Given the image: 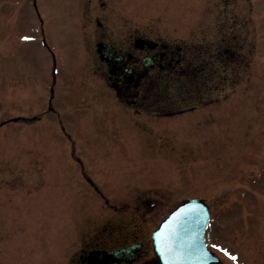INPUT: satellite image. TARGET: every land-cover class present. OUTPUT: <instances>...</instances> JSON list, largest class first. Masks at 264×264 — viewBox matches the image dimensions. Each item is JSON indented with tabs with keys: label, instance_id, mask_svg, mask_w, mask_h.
Returning <instances> with one entry per match:
<instances>
[{
	"label": "rangeland",
	"instance_id": "374dc122",
	"mask_svg": "<svg viewBox=\"0 0 264 264\" xmlns=\"http://www.w3.org/2000/svg\"><path fill=\"white\" fill-rule=\"evenodd\" d=\"M122 2L110 27H157L187 48L178 76L153 90L167 112L186 111L95 124L110 94L94 19L71 0H0V264H75L135 236L147 245L149 214L188 198L210 206L218 264H264V0Z\"/></svg>",
	"mask_w": 264,
	"mask_h": 264
},
{
	"label": "flooded vegetation",
	"instance_id": "af4514ba",
	"mask_svg": "<svg viewBox=\"0 0 264 264\" xmlns=\"http://www.w3.org/2000/svg\"><path fill=\"white\" fill-rule=\"evenodd\" d=\"M119 1L126 0H71L76 14H81L85 18L90 15L89 19H94L96 28L93 30V33H96L94 47L98 66L96 72L106 89L105 93L110 94L98 97L97 104L103 112L97 115L94 123L124 127L131 120L130 116L144 118L145 115H150L163 118L186 111L180 109L167 112L165 99L159 96L160 94L154 95L153 90L160 89V84L166 77L178 76L186 61L187 48L180 43L165 42L164 32L157 27L150 26L144 31L127 28L117 31L115 27H110L109 20L116 14ZM42 43L47 45L45 39ZM52 97L51 95L49 98L48 113L54 111ZM193 108L195 106L191 109ZM22 119L19 117L18 120ZM5 122L7 121L2 123ZM61 129L65 132L64 127ZM73 152L74 149L71 150V157ZM77 162L83 165L82 160L78 159ZM84 179L94 187L96 195H103L89 177ZM151 206L153 210L156 209L154 203ZM148 212L146 210L143 213ZM170 212L171 209L164 216L161 213L157 215L148 213L155 227L150 233V243L147 245L137 236L131 237L132 240L125 239L117 245L108 246L101 242L102 245L84 249L75 264H162L153 247L152 233ZM125 248H129L126 253L120 255L111 253Z\"/></svg>",
	"mask_w": 264,
	"mask_h": 264
},
{
	"label": "water",
	"instance_id": "95a60500",
	"mask_svg": "<svg viewBox=\"0 0 264 264\" xmlns=\"http://www.w3.org/2000/svg\"><path fill=\"white\" fill-rule=\"evenodd\" d=\"M185 213H188L186 218ZM209 220V208L201 200H189L176 208L153 233L155 250L162 263L209 264L211 261H217L218 258L207 248L206 232ZM177 224L179 227L176 229V235L166 240L165 236L169 229L176 227ZM128 249L111 253L120 255L126 253Z\"/></svg>",
	"mask_w": 264,
	"mask_h": 264
},
{
	"label": "snow or ice",
	"instance_id": "6c2138e0",
	"mask_svg": "<svg viewBox=\"0 0 264 264\" xmlns=\"http://www.w3.org/2000/svg\"><path fill=\"white\" fill-rule=\"evenodd\" d=\"M27 39V38H25ZM188 216V213L184 214V217L186 218ZM179 219V218H178ZM167 227V226H166ZM179 227V224L176 225V227H172L169 229V233L165 236V239L167 240L168 238H170V236L176 235V229ZM157 239L159 240L160 237L158 236ZM213 247L215 248L216 246L213 245ZM224 251V250H221ZM224 255L227 256L229 259H231L232 261H236V257L235 256H231L229 253H227L226 251H224Z\"/></svg>",
	"mask_w": 264,
	"mask_h": 264
}]
</instances>
